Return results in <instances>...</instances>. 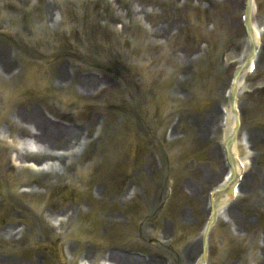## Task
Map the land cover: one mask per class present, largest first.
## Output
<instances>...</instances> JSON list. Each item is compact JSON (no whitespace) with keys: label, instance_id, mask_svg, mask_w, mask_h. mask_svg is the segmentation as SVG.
<instances>
[{"label":"rangeland","instance_id":"obj_1","mask_svg":"<svg viewBox=\"0 0 264 264\" xmlns=\"http://www.w3.org/2000/svg\"><path fill=\"white\" fill-rule=\"evenodd\" d=\"M55 1L63 11L55 27L45 28L26 17L24 0H0V43L9 44L17 73L0 84L14 86L15 105L45 113L59 107L64 123L85 132L91 128L94 142L71 170L55 173L59 176L51 180L58 185L51 195L43 194L47 188L39 187L33 174L18 184L20 195L9 194L0 169V264H100L118 257L122 264L137 258L147 264H194L208 218V192L226 171L221 133L212 120L214 112L217 119L221 115L231 73L246 51L243 31L233 33L221 20L223 7L209 9L203 0L181 10L167 6L172 13L165 8V15H155L156 0ZM17 3L24 9L16 11ZM128 8L147 9L148 20L126 18ZM235 15L241 21V14ZM172 18L180 20L177 34L159 45L154 24ZM255 18L264 25V0H258ZM28 37L53 45L43 56L46 63L36 62L42 47L22 52L13 47ZM257 61L239 105L241 134L259 138L247 142L242 193L231 202L228 221L219 220L211 233L208 264H264V32ZM58 70L72 80L60 86ZM87 72L100 81L95 91L81 86ZM136 91L144 106L140 115V109L130 113ZM3 92L0 86V99ZM8 113H0V130ZM1 132L3 154L8 148L3 141L14 139ZM7 152L8 164L15 165L10 159L17 152ZM44 203L43 211L35 212ZM8 228L19 234L4 235ZM53 232L60 237L53 239Z\"/></svg>","mask_w":264,"mask_h":264},{"label":"bare ground","instance_id":"obj_2","mask_svg":"<svg viewBox=\"0 0 264 264\" xmlns=\"http://www.w3.org/2000/svg\"><path fill=\"white\" fill-rule=\"evenodd\" d=\"M143 1V0H137ZM205 1L209 9L214 8L217 6H222L223 8L219 12L222 15V22L226 24V26L231 27L232 32H238V29L241 28L242 25L241 21H236L235 14L247 13L249 17V21L251 20V16L253 15L254 11L256 10V3L254 0H203ZM158 9L160 12H155V15H165V8L170 6L169 8H174L175 10H181L183 7L190 6L193 4V0H156ZM37 3V0H36ZM47 4V11H46V23L54 22L55 21V0H38L37 6L40 7ZM168 8V9H169ZM128 8L126 11V18L130 19V17L136 16L135 19H142L144 18L146 21L148 20L149 11L145 8H136L135 10ZM220 10V9H219ZM170 11V9H169ZM244 11V12H243ZM172 13V11H170ZM117 17L116 15L114 16ZM119 20H122V16H120ZM104 24V18L102 20ZM180 20L177 18H172L169 21H163L154 24V38L159 45L166 44L168 41L173 39L174 35H176L178 28H179ZM262 26V25H261ZM259 27V26H258ZM251 35L252 44L257 45L259 39V31L256 25L250 24L248 27V32ZM6 45H0V75L4 78H11L14 79L17 76L15 71V61L11 55L10 49L9 51ZM250 55V54H249ZM248 52L246 53V57L248 56ZM244 58V59H245ZM253 58V57H252ZM253 59H251L252 63ZM190 62L187 63V65ZM191 65V64H189ZM250 66V63L249 65ZM250 68V67H248ZM247 72V70H246ZM244 72V74L246 73ZM0 76V77H1ZM1 77V78H2ZM77 76H74L75 78ZM243 75L238 81V85L241 86V80ZM56 82L59 85H62L66 80H72V77L66 78L60 70H58L56 74ZM80 81V80H79ZM78 81V83H79ZM108 85L110 82H104V85ZM100 83L96 78L93 77H86L81 80V86L83 89L89 91H95L100 87ZM240 88V87H239ZM56 109H53L52 112L54 115H57V119H50L49 116H44L42 113L34 110V107L27 105L25 108H18L13 110V115L11 119H9L8 127L12 129L14 132V140L17 142L18 139H22L24 148L23 151H19L17 149V145H13L11 148L18 150L17 152V160H20L22 163H37L39 166L46 163L47 169L43 168L40 170L39 176H41V180L39 181V186H44L47 188L46 194L52 191L55 186H57L56 182H53L51 179L54 177H58L60 173L68 172L69 166L73 165L79 153L84 149L87 148L93 141V133L90 131H79L77 129H71L69 126L63 124L60 120L61 117L64 116L62 110L59 107L54 106ZM229 109V110H228ZM225 121L230 117V103L227 102L225 107ZM234 117V116H233ZM216 119V116H215ZM234 123V118L230 122V126ZM259 138L258 135H252V139L257 140ZM29 139L30 141H27ZM261 140V139H260ZM242 144V143H241ZM36 146L38 147V152L30 153L29 147ZM240 170V166H238ZM237 169V170H238ZM242 170V169H241ZM19 172L25 171V166L22 165L19 169ZM16 176V175H15ZM53 177V178H52ZM22 182V181H21ZM20 182V183H21ZM14 194H17L14 192ZM224 204L225 198L221 199L218 203V214H223L224 212ZM42 207L38 210H35L38 214L42 211ZM59 213V211H58ZM53 214V213H52ZM22 232V230L20 231ZM3 234L13 238L15 235L19 234L18 232H14L13 228H8L3 231ZM68 232L65 233L67 235ZM57 236V234H55ZM192 249L191 252H193ZM201 253V250L199 251ZM200 255V254H199ZM88 257V256H86ZM114 258V257H113ZM111 262L113 264H122L120 257L112 259ZM116 261V263H115ZM125 261V260H124ZM104 264H111L109 260L104 259ZM146 261H141L140 259H135L134 264H147ZM150 264V263H149ZM197 264H203L202 261H197Z\"/></svg>","mask_w":264,"mask_h":264}]
</instances>
